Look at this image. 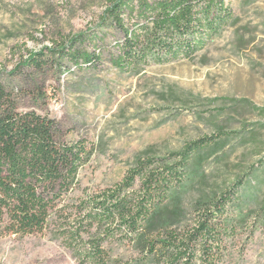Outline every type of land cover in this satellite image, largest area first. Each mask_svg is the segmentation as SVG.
I'll return each instance as SVG.
<instances>
[{"label": "rangeland", "instance_id": "obj_1", "mask_svg": "<svg viewBox=\"0 0 264 264\" xmlns=\"http://www.w3.org/2000/svg\"><path fill=\"white\" fill-rule=\"evenodd\" d=\"M230 1L233 21L191 60L132 73L108 62L110 33L97 67L21 65L62 36L97 29L104 0H0V70L21 110L54 118L67 140L83 138L93 149L74 198L113 186L139 156L165 157L207 137L176 209L187 220L197 201L240 178L233 214L245 225L227 239L218 264H264V0ZM103 246L119 264H137L127 241ZM0 264L90 263L39 234L0 235Z\"/></svg>", "mask_w": 264, "mask_h": 264}, {"label": "trees", "instance_id": "obj_2", "mask_svg": "<svg viewBox=\"0 0 264 264\" xmlns=\"http://www.w3.org/2000/svg\"><path fill=\"white\" fill-rule=\"evenodd\" d=\"M104 3L97 29L62 36L21 65L41 69L67 61L97 67L110 33L116 40L108 62L139 73L151 65L191 60L234 19L230 0ZM15 91L0 70L1 236L50 234L90 264L121 262L103 246L110 239L127 241L137 264H218L227 239L245 225L233 214L243 181L197 201L187 220L176 209L192 157L208 144L207 137L165 157L139 156L113 186L74 198L93 149L83 138L67 140L54 118L21 110Z\"/></svg>", "mask_w": 264, "mask_h": 264}]
</instances>
